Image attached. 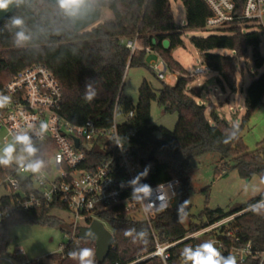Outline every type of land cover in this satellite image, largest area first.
I'll return each mask as SVG.
<instances>
[{
	"label": "trees",
	"instance_id": "trees-1",
	"mask_svg": "<svg viewBox=\"0 0 264 264\" xmlns=\"http://www.w3.org/2000/svg\"><path fill=\"white\" fill-rule=\"evenodd\" d=\"M92 1L96 7H108L114 17L77 32L59 4L47 0H18L16 12L0 24V96L6 84L20 70L41 63L54 73L61 84V113L70 122L82 124L91 119L100 127H108L113 122L117 107L122 117L118 127L124 148L140 163L141 173L147 170V174L140 177L138 182L152 186L172 178L181 180L176 205L154 218V229L162 239L169 236L177 238L186 231L182 220H190L192 216L188 169L193 157L218 152L224 158L235 159L234 167L242 178L259 176L264 181V148L250 151L242 138L247 121L263 102L264 72L253 76L245 90L241 88L244 114L238 123V136L225 144L223 140L230 135L232 125L236 122L222 116L215 103L206 102V84H195L196 76H191L172 53L174 48L185 45V29L206 28V19L212 13L207 3L204 0H181L186 11V23L182 24L175 20L171 0ZM13 17L24 21L22 28L11 25ZM245 26V32L241 31L239 25H231L209 28L218 32L190 38L202 64L216 73L215 83L223 94H236L239 91L238 74H243L242 60L250 58L249 68L253 66L258 69L264 65L261 50L263 25L247 22ZM21 30L29 39L22 47H18L15 35ZM134 37L141 40L142 47L138 52L131 53L122 40ZM166 41L168 47H165ZM147 47L165 60L169 70L177 73V78L173 85L163 82L158 94L144 80L139 89L138 103L134 105L123 94L124 79L128 68L147 65ZM216 49H227L230 53H216ZM88 84L92 85L96 93L91 101L85 99ZM155 99H158L165 112L178 114L173 130L152 122L151 103ZM226 99L229 100V96ZM130 111L134 112L132 117L128 116ZM151 152L152 159L149 158ZM14 167L13 163L5 168L11 171ZM262 200L264 190L234 210L206 209L200 216H223ZM52 210V206L24 210L3 220L0 223V251L9 244L11 229L19 222L58 223L59 220L51 214ZM100 215L114 236V246L103 262H98L96 244L89 239H69L59 252L48 257L55 260L56 264H78L68 253L80 248H91L95 251V264H123L152 246L151 229L139 215L127 212L120 206L103 210ZM233 228L242 243L251 241L255 250L264 249V211L259 214L251 210L244 213L234 222ZM129 229H135L133 236L125 235ZM142 230L146 231V236H136ZM11 254L17 258L15 252ZM223 256L227 257L225 254ZM171 263L177 261L172 260ZM254 263L255 259L250 258L244 264ZM31 264L46 263L33 260ZM140 264L158 263L148 260Z\"/></svg>",
	"mask_w": 264,
	"mask_h": 264
},
{
	"label": "built area",
	"instance_id": "built-area-1",
	"mask_svg": "<svg viewBox=\"0 0 264 264\" xmlns=\"http://www.w3.org/2000/svg\"><path fill=\"white\" fill-rule=\"evenodd\" d=\"M204 1L212 12L206 19V28L239 25L245 32V23H258L264 13V0ZM122 42L131 53L141 48L137 37L125 38ZM146 52L154 51L147 47ZM151 68L163 80L170 71L162 58ZM211 71L204 65L190 74L198 76ZM2 96L10 97V102L0 108V129L6 131L4 143L15 144L14 156H27L22 151L24 146L15 142L16 135L27 134L36 152L26 162L43 160L45 167L40 173H32L15 162L11 171L0 166V223L24 210L51 206L53 210L67 209L75 216L70 239H78L76 233L80 226H87L95 219L102 221L101 211L120 206L146 221L153 240L149 249L123 264L148 260H156L158 264H172L176 260L175 264H183L181 253L185 247L194 249L207 241H212L222 255L235 256L239 264L250 258L255 259L254 264H264V249L255 250L251 241L242 243L233 228L237 218L250 211L249 206L223 216L207 215L205 220L190 221L187 226L182 223L186 231L177 238L162 239L156 233L154 218L176 205L181 180L172 178L152 185L148 197L132 196L133 189L128 182L141 174L142 167L124 148L118 127L122 117L117 107L108 127H100L91 119L82 124L70 122L61 113V84L41 63L20 70L6 84ZM133 115V111L128 114ZM41 123L48 125L47 131H41ZM15 255L16 261L7 258L9 264L27 263L21 250H16Z\"/></svg>",
	"mask_w": 264,
	"mask_h": 264
},
{
	"label": "rangeland",
	"instance_id": "rangeland-1",
	"mask_svg": "<svg viewBox=\"0 0 264 264\" xmlns=\"http://www.w3.org/2000/svg\"><path fill=\"white\" fill-rule=\"evenodd\" d=\"M177 23H186V11L181 0H171ZM114 14L108 8L102 9L100 21H109L113 19ZM263 25L261 29L262 44L261 50L264 56V13L259 19ZM217 30L209 28L201 29H185L183 39L185 45L178 46L173 49V56L192 73L198 66H204L200 60L198 50L191 43L192 36L205 37L210 34L217 33ZM142 47L141 40H138ZM168 47V42H165ZM216 53L229 54L227 49H216ZM161 61V56L157 52L146 54V66L131 67L127 69L123 94L131 99L136 105L139 99V89L144 80H147L154 88L156 93L162 87L163 82L173 85L177 78V73L168 71L166 78L160 79L157 73H153L149 67ZM242 72L238 74L239 91L236 94H223L215 83L216 73L209 72L196 76L195 84H206L204 99L208 103L212 101L218 105L219 112L228 120H234L236 123L242 121L244 114V94L241 88L246 89L249 81L255 75L264 72V65L255 69L251 66L250 58L241 61ZM229 96V100H227ZM151 120L154 124L164 126L170 130L175 128L178 121L177 113L165 112L163 106L155 99L151 103ZM6 131L0 129V153L5 146L4 137ZM242 138L250 151L258 147L264 148V98L263 102L255 109L249 120L247 121ZM19 156V155H17ZM236 161L234 158H224L218 152H208L201 156L193 157L190 161L188 175L191 181L189 190V201L191 203L190 213L191 219H183L182 223L187 226L191 221L197 223L205 220L206 215L200 216L206 209L222 208L226 212L240 207L242 204L249 202L264 190V181L259 176L251 179H244L240 176L238 170L234 167ZM208 188L206 191L205 189ZM2 190H0V194ZM51 214L59 220L58 223H25L19 222L11 229L10 242L4 247L5 250L0 251V264H9L7 258L17 260L12 256L16 250L23 252V257L27 260L26 264H31L33 260H42L46 264H56V261L48 256L52 253L59 252L64 244H66L74 228V213L67 209H54ZM140 216V215H139Z\"/></svg>",
	"mask_w": 264,
	"mask_h": 264
},
{
	"label": "clouds",
	"instance_id": "clouds-1",
	"mask_svg": "<svg viewBox=\"0 0 264 264\" xmlns=\"http://www.w3.org/2000/svg\"><path fill=\"white\" fill-rule=\"evenodd\" d=\"M84 2V0H59V5L62 9L68 12H74L79 6ZM13 3V0H0V10L7 9L9 4ZM24 21L21 18L13 17L11 19V25L13 27L22 28ZM29 37L25 34L23 30L18 31L15 35V44L18 47H22L24 42H26ZM95 90L92 88L91 84L86 86L85 99L91 101L95 96ZM10 102V97L0 96V108L6 106ZM48 125L41 123V131H47ZM239 132L238 123H233L230 135H228L223 143L227 144L230 141L237 138ZM15 142L22 144L24 147L22 151L27 154L14 156L15 144H8L0 153V166L9 167L15 162L24 171H30L32 173H40L45 167V162L43 160H32L27 161L28 157L35 155L36 149L32 146L30 137L27 134H18L15 136ZM118 145V144H117ZM119 146V145H118ZM147 174V170L141 173L137 177H143ZM137 177L129 181V185L132 187V196L136 198L139 194L144 196H150L149 193L152 192L151 186L146 184H141L137 181ZM186 203V201H184ZM250 210L254 213H261L264 211V200L258 202L257 204L250 205ZM180 206L178 207L179 210ZM135 229H129L125 231L126 236H133ZM138 237H145L146 231H141L136 233ZM69 257L73 260H77L78 264H95V251L91 248H80L68 253ZM183 264H237L236 257L229 255L227 257L223 256L221 252L214 246L212 241L204 242L203 244L197 246L196 248L185 247L181 253Z\"/></svg>",
	"mask_w": 264,
	"mask_h": 264
},
{
	"label": "water",
	"instance_id": "water-1",
	"mask_svg": "<svg viewBox=\"0 0 264 264\" xmlns=\"http://www.w3.org/2000/svg\"><path fill=\"white\" fill-rule=\"evenodd\" d=\"M52 4H59V0H47ZM18 0H13L7 9L0 10V24L9 16L13 15L17 9ZM69 21L74 29L80 32L98 21L102 15V8L96 7L92 0H84V2L74 12H68L64 9ZM165 144V143H164ZM150 159L153 158V152L150 153ZM25 179V175H20ZM78 239H89L96 244V258L98 262H103L114 246V236L112 231L100 220H93L87 226H80L76 233Z\"/></svg>",
	"mask_w": 264,
	"mask_h": 264
}]
</instances>
